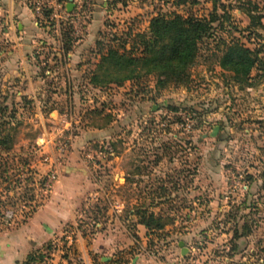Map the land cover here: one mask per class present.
Returning a JSON list of instances; mask_svg holds the SVG:
<instances>
[{
	"label": "rangeland",
	"instance_id": "obj_1",
	"mask_svg": "<svg viewBox=\"0 0 264 264\" xmlns=\"http://www.w3.org/2000/svg\"><path fill=\"white\" fill-rule=\"evenodd\" d=\"M13 7L33 12L29 29L3 24ZM175 14L215 19L186 81L101 61L123 42L141 56L138 34ZM234 39L259 50L244 83L218 61ZM0 140V224L82 166L94 189L72 242L115 222L134 231L146 209L164 264H264V0H0Z\"/></svg>",
	"mask_w": 264,
	"mask_h": 264
},
{
	"label": "crops",
	"instance_id": "obj_2",
	"mask_svg": "<svg viewBox=\"0 0 264 264\" xmlns=\"http://www.w3.org/2000/svg\"><path fill=\"white\" fill-rule=\"evenodd\" d=\"M6 12V18L2 21L8 25L9 31L15 19L19 20L17 24L23 29H29L34 23V15L29 8L13 7ZM113 172L119 178L118 174L123 171L115 168ZM90 189H94V183L88 178L86 168L62 169L48 198L30 216L0 224V264H25L32 252L60 243L69 234L66 228L77 221L79 207L81 209L89 204L87 195ZM135 222L134 231L126 226L115 227V222L109 229L97 228L88 234L84 231L79 233L77 240L67 249L66 262L164 264L156 256V245L151 246L153 239L148 228L137 219ZM191 234L189 231L183 239H179V244L181 241L185 243Z\"/></svg>",
	"mask_w": 264,
	"mask_h": 264
},
{
	"label": "trees",
	"instance_id": "obj_3",
	"mask_svg": "<svg viewBox=\"0 0 264 264\" xmlns=\"http://www.w3.org/2000/svg\"><path fill=\"white\" fill-rule=\"evenodd\" d=\"M119 1L125 3L126 0ZM213 20L215 19L198 18L192 15L188 17L180 14L158 15L151 20L148 32L138 34L141 37V56L135 55V48L127 49L126 43L123 42L120 47L109 46L106 51L103 46L101 61L120 70L122 66H126L125 63L135 64L142 60L144 64L151 65L150 71H155L160 75L159 82L161 83L186 81L185 72L194 62L199 43L206 36L211 27L210 22ZM98 43L102 44L101 41ZM222 44L221 55L218 59L220 65L224 69L231 70L238 81L246 82V77L257 64L259 50L248 47L236 39L223 41ZM121 48L123 52L120 51ZM131 77L132 75L125 78L130 79ZM0 144H6V141L0 140ZM138 214L141 216L139 222L148 229L153 227V223L156 221L154 213L148 214L146 209H143L138 211ZM157 226L161 225L157 224ZM50 247L51 245H48L45 249ZM41 251L32 252L25 264L35 261Z\"/></svg>",
	"mask_w": 264,
	"mask_h": 264
},
{
	"label": "built area",
	"instance_id": "obj_4",
	"mask_svg": "<svg viewBox=\"0 0 264 264\" xmlns=\"http://www.w3.org/2000/svg\"><path fill=\"white\" fill-rule=\"evenodd\" d=\"M58 6H60L61 0H53ZM68 15H74V11H67ZM59 14L55 10L53 16H58ZM61 16V15H59ZM56 173L52 175V177L56 178ZM64 239L60 240V243L53 244L49 249L42 250L41 253H39V256L36 258L35 261L31 262L30 264H68L66 262V254L67 249L72 244L71 240V234H68L65 237L66 241H63ZM59 256V258H57ZM58 260H57V259ZM65 260V262H64ZM174 264H182L181 262H176Z\"/></svg>",
	"mask_w": 264,
	"mask_h": 264
},
{
	"label": "water",
	"instance_id": "obj_5",
	"mask_svg": "<svg viewBox=\"0 0 264 264\" xmlns=\"http://www.w3.org/2000/svg\"><path fill=\"white\" fill-rule=\"evenodd\" d=\"M73 7V3H69L68 9L71 11ZM217 132V129H215L214 134ZM180 246L182 247L183 253H186L187 247L185 246V243L183 241L180 242Z\"/></svg>",
	"mask_w": 264,
	"mask_h": 264
}]
</instances>
